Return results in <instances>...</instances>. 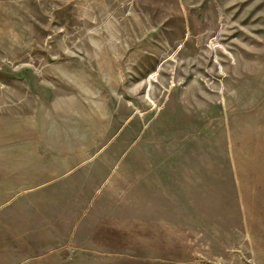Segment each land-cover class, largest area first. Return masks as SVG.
<instances>
[{"label": "rangeland", "instance_id": "obj_1", "mask_svg": "<svg viewBox=\"0 0 264 264\" xmlns=\"http://www.w3.org/2000/svg\"><path fill=\"white\" fill-rule=\"evenodd\" d=\"M0 264H264V0H0Z\"/></svg>", "mask_w": 264, "mask_h": 264}]
</instances>
